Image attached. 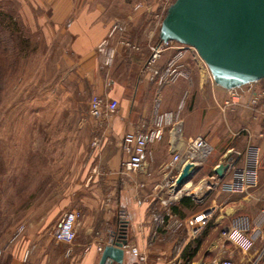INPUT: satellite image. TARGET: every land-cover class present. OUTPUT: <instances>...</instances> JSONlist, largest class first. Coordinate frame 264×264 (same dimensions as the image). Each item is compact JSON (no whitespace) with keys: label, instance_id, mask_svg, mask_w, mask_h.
Instances as JSON below:
<instances>
[{"label":"crops","instance_id":"1","mask_svg":"<svg viewBox=\"0 0 264 264\" xmlns=\"http://www.w3.org/2000/svg\"><path fill=\"white\" fill-rule=\"evenodd\" d=\"M50 1L56 19L66 21L65 29L71 37L70 51L77 58L78 72L89 80L93 93L118 102L115 113L98 122L101 129L99 143L95 147L98 160L94 169L97 171L93 173L88 187L90 193H86L82 199L81 211L76 210L79 215L74 241H59L69 249L64 264H98L104 246L120 228L119 211L127 215L123 223L127 244L120 264H217L226 258H231L234 264H251L261 253L257 264H264V236L257 237L248 249H243L220 235L231 218L248 215L255 223L261 214H246L242 199H246V192L250 189L264 186V100L257 108L246 107L247 85L232 90L219 86L212 77L204 74L201 58L193 48L187 46L178 60L185 75L175 82H159L154 70L161 72L177 49L170 46L162 51L154 63L147 64L149 47L160 42L162 9L155 0ZM139 4L140 7L136 8ZM113 9L116 12L111 11ZM155 19H159L158 31ZM117 20L124 24L123 31L112 32ZM120 38L137 45L138 49L121 45ZM104 39L115 48L110 65L105 63L104 56L97 50ZM172 45L183 44L174 41ZM257 85L264 88L260 80ZM233 94L237 95L236 99L232 98ZM157 112H178L176 132L180 133L181 138L201 135L212 146L210 155H213L204 176L211 174L219 163L232 160L233 167L223 177V180L231 179L236 170L246 168L248 148L257 149L254 184L243 192L227 193L237 195L238 199L231 197L229 202L215 203V206L209 203L206 208H212V214L207 223L215 216L209 225L206 223L200 238L181 239L179 230L157 227L153 219L155 213L163 210V195L158 196L154 186L165 177L163 166L174 153L173 139L179 142L169 128L165 129L161 140L148 145L151 157L142 170L127 172L123 168L126 160L121 143L123 135L149 127ZM229 150L239 151L242 155L234 158ZM206 162L192 179L204 169ZM69 201L65 199L60 209L65 208ZM192 208L179 206L178 217L193 214ZM55 232L56 229L52 232L54 239ZM198 239L203 243L188 260L185 256L186 246L195 245ZM201 245L205 246L204 255L196 259ZM131 247L143 254L145 260L140 261L132 254ZM49 259L47 256H30L27 261L21 255H14L9 264H46Z\"/></svg>","mask_w":264,"mask_h":264},{"label":"rangeland","instance_id":"2","mask_svg":"<svg viewBox=\"0 0 264 264\" xmlns=\"http://www.w3.org/2000/svg\"><path fill=\"white\" fill-rule=\"evenodd\" d=\"M173 1L155 0L160 17ZM51 5L50 0H0V264H9L14 255L27 261L47 256L46 264H64L67 249L52 232L67 210L81 211L97 171L93 140L101 125L88 112L93 91L77 70L66 21L56 19ZM212 155L193 184L206 174ZM231 197L238 199L213 189L200 203L192 199L193 214ZM65 199L69 204L60 209ZM242 202L246 214L264 211V186L250 189ZM178 230L181 239L190 237L185 225ZM202 246L196 259L204 255Z\"/></svg>","mask_w":264,"mask_h":264},{"label":"built area","instance_id":"3","mask_svg":"<svg viewBox=\"0 0 264 264\" xmlns=\"http://www.w3.org/2000/svg\"><path fill=\"white\" fill-rule=\"evenodd\" d=\"M139 5H136L138 8ZM120 30L123 31V27L114 25L112 32ZM174 41H160L157 44L151 45L148 65L154 63L161 55L162 51L170 46L176 47L177 51L168 61L167 66L158 72L154 70V75L158 76L159 82H175L178 78L184 76L182 65L178 63V60L184 55V47H191L188 45H172ZM119 43L125 47L131 49H138L137 45L131 43L125 38H120ZM193 48V47H191ZM194 49V48H193ZM97 50L104 56L105 63L110 65L115 56V48L109 44L106 39L102 40L97 47ZM248 93L246 97V107L257 108L261 105L264 100V88L257 85V81L247 83ZM242 86V85H241ZM239 87V86H237ZM236 88V87H234ZM234 88H230L232 90ZM233 99L237 98V95L233 94ZM118 102L114 99H105L100 95L93 93L91 94L88 102L89 115L97 120L103 119L106 116H111L117 110ZM178 112H157L154 115L152 124L144 130L127 132L123 135L121 143L123 152L126 155V160L123 163V168L127 172L140 171L143 169L148 158L151 157V151L148 149V145L162 139L164 131L169 128L170 132L174 137V144L172 150L174 153L171 159L166 162L163 166V172L165 177L159 183L154 186V190L157 193L165 191L166 196L161 198L163 210L161 213H155L153 216L157 227H161L166 230L176 231L182 225L188 228L190 237L195 238L201 232L206 225L208 219L212 214V208L202 209L190 216L185 218L178 217L171 209V205L175 202H179L182 197H191L195 202L200 203L213 189H218L221 192L226 193H238L243 192L245 188L254 184L256 178V166H257V149L248 148L247 150V166L245 169L236 170L233 177L229 180H223V177L227 171L233 167V162L226 161V168L223 171V177L219 176L213 171L207 176L200 177L195 184H193L192 178L182 184L178 185L176 179L186 163H191L195 168L203 166L208 156L212 151V146L209 142L201 135L183 139L180 133L176 132L178 126L177 119ZM179 146L176 147V143ZM99 136H96L93 140V145H98ZM230 153L234 154V158L241 157V152L236 150H229ZM218 164V165H219ZM217 165V166H218ZM192 189H197V192L191 194ZM78 212L75 210H69L63 213L61 220L56 228L54 234L56 240L64 243H71L74 241L76 236L75 226L78 219ZM127 215L124 211L118 212V220L120 227L123 226ZM223 239L232 241L237 246L248 249L253 241L257 237L264 236V212H261L258 220L253 223L248 215H238L230 219L228 225H226L220 232ZM101 250V248L99 247ZM131 252L140 261L145 260V256L138 252L135 247H131ZM264 250V247H263ZM69 251V249L67 250ZM262 256H258L253 260L251 264H257ZM26 257V256H25ZM217 264H234L231 258L222 259Z\"/></svg>","mask_w":264,"mask_h":264},{"label":"water","instance_id":"4","mask_svg":"<svg viewBox=\"0 0 264 264\" xmlns=\"http://www.w3.org/2000/svg\"><path fill=\"white\" fill-rule=\"evenodd\" d=\"M159 38L193 47L225 89L264 78V0H174L161 20ZM225 168L219 164L214 172L222 178ZM197 170L186 163L176 183L188 182ZM126 244L121 226L98 264L122 263Z\"/></svg>","mask_w":264,"mask_h":264},{"label":"trees","instance_id":"5","mask_svg":"<svg viewBox=\"0 0 264 264\" xmlns=\"http://www.w3.org/2000/svg\"><path fill=\"white\" fill-rule=\"evenodd\" d=\"M185 206V207H195V203L194 201L192 200L191 197H187V196H184L181 198V200L178 202L177 205H172V211L176 214L179 213V206ZM196 244L195 245H191V244H188L186 246V249H185V256L188 257V260H190L194 255L195 253L197 252L198 248H199V245L201 243V241L198 239L195 241Z\"/></svg>","mask_w":264,"mask_h":264}]
</instances>
